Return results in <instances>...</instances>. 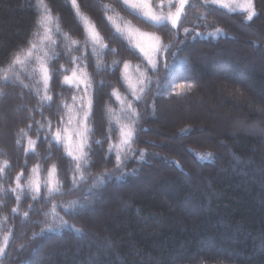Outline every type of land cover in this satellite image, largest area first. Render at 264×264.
Listing matches in <instances>:
<instances>
[{
	"label": "trees",
	"instance_id": "trees-1",
	"mask_svg": "<svg viewBox=\"0 0 264 264\" xmlns=\"http://www.w3.org/2000/svg\"><path fill=\"white\" fill-rule=\"evenodd\" d=\"M45 3L54 18L51 40L44 39L52 99L41 103L45 92L35 55L11 72L8 66L16 53L23 58L30 42L44 37L42 9L37 0H0V161H9L0 175V245L8 236L0 264H264V66L251 58L264 62V0H253L251 21L240 10L190 0L176 28L138 18L121 0H77L107 46L98 54L86 44L71 0ZM108 16L161 38L155 68ZM64 34L79 43L72 45ZM246 40L251 57L231 49L233 42ZM73 57L81 59L74 64ZM125 62L139 80L145 73L137 92L125 79ZM73 68L84 69L92 85L83 180L64 143L51 140L58 127L70 126L65 105L77 119L82 115L83 86L78 91L63 83ZM5 74L12 77L7 82ZM179 82L194 87L172 90ZM160 115L166 119L159 121ZM202 121L206 127L196 128ZM124 124L135 135L117 169L116 148L109 147L119 143ZM154 124L178 142L153 139ZM20 129L37 141L35 153H25L26 140L16 144ZM169 145L176 147L162 152ZM37 164L39 196L33 200L25 190L18 203L10 191L15 177L23 172V184ZM53 164L61 194L49 196L43 185ZM97 178L103 183L92 190L93 206L65 213L62 205L83 201ZM54 204L83 235L57 228ZM49 226L57 231H46Z\"/></svg>",
	"mask_w": 264,
	"mask_h": 264
},
{
	"label": "snow or ice",
	"instance_id": "snow-or-ice-1",
	"mask_svg": "<svg viewBox=\"0 0 264 264\" xmlns=\"http://www.w3.org/2000/svg\"><path fill=\"white\" fill-rule=\"evenodd\" d=\"M39 7L42 9V15L40 18V25L44 29V37L42 39H48L51 40V32L52 29L50 27L53 16L51 14L50 9L47 7L45 0H37ZM122 4L130 11L131 14L136 15L138 18L142 20L150 21L153 25L156 26H166L170 24L172 28H176L177 25L181 21L182 15H185V6L190 3V0H158V2H154V0H121ZM72 6L76 9V15L79 18V20L84 25V31L87 34V40L86 44L90 43L92 45V52L94 54H98V49L102 50L106 48L107 46L103 43V38L100 36V33L97 31L95 25L89 20V18L84 15L79 8V5L77 4V0H71ZM165 4L167 5V11H165ZM204 4L207 5H220L221 7L228 9L231 11H236L239 9L241 12L246 13L245 19L247 21H251L253 17L256 15V10L254 7L253 0H204ZM110 5H105V8H109ZM107 19L109 21H112L113 26L115 27V30L117 33L120 34H127V36L132 38L137 37H149L150 39H153L156 41V44L153 46V50H159V37L154 36L152 34L141 32L138 28H134L131 25L130 21H125L123 26L120 24H117L113 16H108ZM57 32L60 31L59 27L57 26ZM184 31L187 33L189 30L184 29ZM217 32L221 31L220 29H216ZM65 35V39L70 40V43L72 45H77L79 41L72 39L67 34ZM55 43V41H52ZM135 47L139 48L141 52H144L145 56L148 57L149 64L152 65L153 68H155V62L151 59V57L148 56V53L145 52V49L141 46L139 42L135 44ZM37 45L35 43L30 42V47L27 49L26 52L23 53V58L21 53H16L11 63L8 66V71L11 72L12 69L15 68L17 65H24L26 62H30L33 52L36 50ZM114 51V50H113ZM86 58V57H85ZM81 59L80 57H73L72 63L75 64L77 60ZM37 60L40 61V67H39V74L41 81L43 82L44 86V92L45 94L40 98L41 103L45 101H51L52 97L48 95L49 90V81L51 80V74L48 66L40 60L39 57H37ZM63 67V66H62ZM99 67V65H98ZM129 68V63H124V69L125 72H127V69ZM12 76H15V73L12 72ZM141 79L139 83L141 85L144 84V79H146L145 73L141 72L140 74ZM10 78L9 75L5 74L3 79L5 82H7ZM18 79V77H16ZM125 79L127 77L125 76ZM63 83L76 88L78 91L81 90V86H83L82 89V95L79 96V108L82 112V115H78V119L73 116L72 109L65 105V107L68 108V120L67 125H71L72 127L69 128L68 126H65L63 128V137L61 135V130L58 128L55 132L51 133V140L55 141L57 143L61 142L63 140L65 147L67 149V154L69 156H72L73 160L76 161V172L80 174V179H84V173L81 171V162H86L88 152L85 151L86 148L89 147L88 144V133L90 129L88 128L87 121L88 117L91 113V107L92 102L91 99H87L88 89L91 88V79L88 76L87 72L84 71V69L73 68L71 70L70 75H64L63 76ZM181 89L185 87V85H179ZM194 87L193 84L188 83L187 88L191 89ZM144 88L141 87L140 91L143 92ZM2 94V93H0ZM113 95L117 97V99H120V96L118 92L114 89ZM139 99V97H137ZM73 100L76 101L77 97L74 96ZM86 101V102H85ZM128 109H132L131 103L128 104ZM132 115L135 116L136 113L133 110ZM75 120V123H74ZM63 123V120H62ZM134 123V121H133ZM31 127V125H29ZM40 128H43L44 125L41 124L39 126ZM49 129H51V124L48 125ZM37 135L39 136V129H37ZM73 135L76 137V142L74 145L73 141ZM135 135L134 128L131 124L123 125L119 129V143L116 145H111L109 147V151L112 150L113 147L116 148V166L117 169H119L120 164L122 163V155H126V150H131L132 147V141L133 137ZM18 138L16 140L17 145H21L22 141L26 140V147H24L25 153H35L36 143L37 141L32 139L31 136L28 135V133L25 131V129H20L17 134ZM48 137H46L47 139ZM96 143H100V141H96ZM74 152H78L79 154H74ZM141 157L143 156V152L140 153ZM211 155L210 153L208 154ZM200 159H204V157H200ZM9 167V161L3 160L0 161V175H3L5 173V170ZM56 165L53 164L47 171V180L44 182V187L48 190V195H55V194H61L59 184L60 182L58 180H55L56 176ZM41 172V166L39 164L35 165L31 169V175L24 180V183L21 184V180L24 178V173L21 172L15 177V187L11 188L10 191L13 193H17L16 200L19 203L21 199V193H23L25 190L30 191L33 193L32 199L36 200L39 196L40 189H41V181L39 179V174ZM103 183L102 178H97V180L93 181L92 187L89 189V194L84 197V200L81 201L79 199L70 201L67 203V205H62L64 207L65 213H76L78 209H83L87 207L93 206V200L91 198L92 196V190L96 187L97 183ZM74 185L76 181H73ZM56 205H53L52 209V215L53 219L58 220V226L57 228L62 230L64 228H71L73 232H75L77 235H83L82 230L79 228H76L73 225H69L66 220L63 219L59 215L58 212L55 211ZM13 212H16L17 209L13 208ZM24 216L27 217L28 213L25 212ZM57 228H53L49 226L46 231L53 232L57 231ZM45 231V229L41 230V234ZM36 234L33 235V238H35ZM8 244V236L6 235L3 240V244L0 245V256H2L5 252V247Z\"/></svg>",
	"mask_w": 264,
	"mask_h": 264
},
{
	"label": "rangeland",
	"instance_id": "rangeland-1",
	"mask_svg": "<svg viewBox=\"0 0 264 264\" xmlns=\"http://www.w3.org/2000/svg\"><path fill=\"white\" fill-rule=\"evenodd\" d=\"M157 2H158V0H156ZM155 1V2H156ZM165 11H167V5L165 4V9H164ZM237 10H239V9H237ZM263 12H264V10H263ZM131 25L134 27V28H138L141 32H144V33H148V34H152V35H154V36H157V37H159L156 33H154V32H151V31H147V30H143L142 28H139V27H137V26H135V25H133L132 23H131ZM126 34V33H125ZM127 35V34H126ZM128 37V36H127ZM129 38V37H128ZM250 38V37H249ZM130 39V38H129ZM130 40H132V42H133V44L135 45L137 42H139L140 44H141V46L145 49V52H147L148 53V56L149 57H151V59L155 62V64H156V61H157V58H158V56H159V53L161 52V48H162V41H161V38L159 37V45H160V48H159V50H156V51H154L153 50V46L156 44V41L155 40H153V39H150L149 37H137V38H132V39H130ZM46 41L47 40H44V39H40V41H38L37 42V48H36V50L33 52V55H35L34 56V60H35V63H36V68L39 70V67H40V61H38L37 60V57H39L40 58V60H42L45 64H46V62L44 61V54H45V44H46ZM247 41V40H246ZM262 43H264V41L262 42ZM251 45H250V43L247 41L246 43H242V45L240 44V42H233V44H231V49L236 53V52H239V51H243L242 52V55L244 56V55H247V57H251L252 56V50H251ZM139 49V48H138ZM140 50V49H139ZM245 51V52H244ZM141 52V51H140ZM143 55H144V57H146L145 56V54H144V52H141ZM241 57H243L241 54H239ZM147 59H148V57H146ZM251 58H254L258 63H259V66H264V62L262 61V60H259V58H257V57H251ZM259 61H258V60ZM249 61V60H248ZM180 62V61H179ZM178 61L175 63V64H178L179 63ZM251 61H249V63L247 64L246 62H245V64L248 66V67H250L249 65L251 64L250 63ZM180 64L182 65V63L180 62ZM124 74H125V76L127 77V79H126V81H127V83L129 84V86H130V88H131V90H133L134 92H137V90L139 89V85H140V83H139V79L136 77V75L133 73V71L131 70V67L129 66V68L127 69V72H125V69H124ZM188 83H191V82H179L178 83V86L179 85H186L187 86V84ZM174 87L172 90H180L181 88L180 87ZM159 121H163L164 119H166V116H162V115H160L159 117ZM171 119V118H170ZM204 122L205 121H202V123H197L198 125L196 126V128H198V129H201L202 127H206L205 126V124H204ZM75 123V122H74ZM125 125V124H124ZM159 125V124H158ZM158 125L157 124H154V126H153V132H152V134H151V137L153 138V139H155L156 141L158 140L159 142H165V141H169V142H171L172 144L173 143H175V142H178L175 138H173V139H171V138H168V137H166V132L164 131V130H162V128H160V126L158 127ZM181 124H179V126H180ZM152 126L150 127V128H152ZM69 128H71L72 126L70 125V126H68ZM60 130H61V135H62V137H63V135H64V133H63V126L62 127H58ZM57 128V129H58ZM56 129V130H57ZM182 139V138H181ZM73 141H74V145H75V142H76V137L73 135ZM60 143H64L63 142V140L60 142ZM65 145V144H64ZM177 145V144H176ZM176 145H169L168 147H167V150H163L162 152H168V150H170L171 148H175L176 147ZM178 148V147H177ZM74 154H79L78 152H74ZM56 180V179H55Z\"/></svg>",
	"mask_w": 264,
	"mask_h": 264
}]
</instances>
